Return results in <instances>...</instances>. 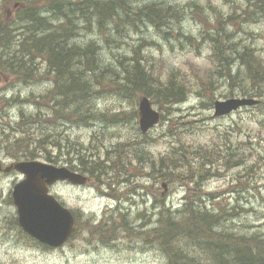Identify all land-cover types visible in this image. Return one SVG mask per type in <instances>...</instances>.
I'll return each mask as SVG.
<instances>
[{
    "label": "trees",
    "instance_id": "trees-1",
    "mask_svg": "<svg viewBox=\"0 0 264 264\" xmlns=\"http://www.w3.org/2000/svg\"><path fill=\"white\" fill-rule=\"evenodd\" d=\"M5 1L9 4L13 1L20 7L12 22L0 20V69L27 84L35 78L51 83L48 92L36 99L30 96L22 99L16 94L0 98V111L4 110L5 120V108L21 107L15 124L6 121L1 125L0 149L7 151L6 156L18 160L37 158L34 146L42 147L43 153L39 156L52 163H58L64 155L66 159L77 156V161L71 157L67 159L69 167L89 173L100 187L106 185L111 190L117 184L128 186L132 182L133 175L128 168L133 161L125 160V153L140 162L149 158L155 179L170 183L177 174L176 177L186 183L190 192L184 197V206L172 209L163 200L158 201V217L150 228H146L147 223L135 225L139 217L131 220L129 214L118 208V221L110 220L108 225H98L97 231L90 230L97 234V239L104 243L122 238L142 241L156 247L166 257V264H264V235L221 228V212L203 204L207 195L203 193V185L212 163L208 161L204 165L210 164L206 170H198L203 167L204 159H210L209 155L201 156L199 148H192L187 143L181 145L180 141L166 156L153 158L128 149L145 143L131 140L90 151L79 142L74 143L69 136L62 135V141L35 128L44 122L54 126L67 125L72 118L90 124L98 116H104L94 111V105L96 97L107 85L124 98L139 99L146 95L168 108L186 102L190 95L186 77L174 69L165 76L156 74L141 51L142 43L131 47L132 53L118 55V62L116 60L113 65L108 64L96 40L84 44L77 41L81 31L85 30L98 33L108 45L118 47L125 43L124 39L131 37L132 31L150 25L167 38L182 36L191 42L194 37L182 32L177 24L183 20L185 9L166 0H42V4H38L41 0ZM192 4L198 11L197 16L208 20L200 6L195 2ZM263 17L264 0H249L242 11L238 10L226 19L217 18L219 26L212 23L213 27L204 30L200 38L211 44L213 71L227 76L240 88L243 96L262 99L264 53L259 54L253 46L241 43L233 27L256 23ZM208 81L201 82L204 91L214 87V83ZM29 102L36 107V112L23 111L22 105ZM165 118L164 114L162 120ZM175 123L170 129L176 128ZM171 133L176 134L175 131ZM49 145L53 151L48 150ZM239 162L242 161L236 164ZM111 172L114 177L105 180ZM208 196L215 197L214 193ZM79 228L77 221L76 234Z\"/></svg>",
    "mask_w": 264,
    "mask_h": 264
},
{
    "label": "rangeland",
    "instance_id": "rangeland-1",
    "mask_svg": "<svg viewBox=\"0 0 264 264\" xmlns=\"http://www.w3.org/2000/svg\"><path fill=\"white\" fill-rule=\"evenodd\" d=\"M166 1L185 9L183 20L176 23L181 26L182 32L194 37L193 41L182 36L167 38L150 25L142 26L139 31H132L131 37L124 39L125 43L118 47L116 44L108 45L98 33L85 30L81 31L77 41L84 44L96 40L108 64L113 65L118 55L131 53V47L142 43L144 48L141 51L145 58L148 57L156 74L165 76L174 69L186 77L184 80L188 81L190 89L186 102L168 108L153 100L154 108L165 114L166 118L144 134L139 124L138 98H124L108 85L104 88L101 86L103 89L95 99L94 111L104 116H98L90 124L72 118L67 125L54 126L44 122L35 128L40 133L54 135L62 141V135L69 136L74 143L79 142L90 151L95 148H111L131 140H142L145 143L128 149L138 150L146 157L153 158L166 156L180 141L181 145L187 143L192 148H199L200 155H209L210 159H204L203 167L198 170L204 171L212 163L203 185V193L207 194L203 204L221 212V228L250 235H264V99L252 96L260 100L258 105L240 108L227 116L215 117V101L244 96L227 76H220L218 71H213L211 44L200 39L204 30L213 27L212 23L219 26L217 18L226 19L234 12L242 11L243 7L248 6L249 0ZM192 2L200 6L208 20L197 16L198 11ZM13 4V1L9 4L0 0V20H4L3 23L12 22L16 18L13 9L18 10L20 6L16 8ZM38 4H42V0ZM6 6H10L9 15L5 14ZM53 19L57 20L55 16ZM233 30L241 43L253 46L259 54L264 53V17L256 23L236 24ZM142 37L148 42L142 41ZM209 79L214 87L204 91L201 82ZM50 88L51 83L48 81L35 78L27 84L0 69V98L16 94L22 99L28 96L36 99ZM22 107L26 113L37 110L32 102ZM19 108L21 109L17 105L5 108L6 120L3 118L4 110L0 111V134L6 121L13 124L18 121ZM174 122L176 128L173 130L170 126ZM171 131L176 134L173 135ZM33 150L37 152L39 160L45 161L39 156L43 153L42 147L34 146ZM48 150L53 151V148L49 145ZM6 155L7 151L1 148L0 157L6 165L20 160ZM65 157L66 155L61 156L55 164L67 166V159L70 157L77 161V156ZM134 157L126 153L124 157L125 160L133 161L128 168L133 175L130 178L132 182L128 186L126 183L121 186L117 184L113 189L114 194L104 190L99 184L96 185L94 180L85 186L60 182L52 187L51 192L74 211L80 222L78 233L60 248L47 247L23 231L17 220L18 211L13 202L12 191L15 183L24 177L17 171L1 173L0 264H166V257L152 245L123 238L104 243L97 239V234L90 231H97L98 225H108L110 220L118 221V208L129 214L131 220L139 217L135 225L147 223L146 228H150L158 217V201L163 200L172 209L184 206V197L190 190L185 182L176 177L177 174L170 183L166 180L159 181L154 177L149 158L146 162H140ZM208 161L210 164L204 166ZM237 161L242 162L236 164ZM113 177L114 173L111 172L105 180ZM209 193H214L215 197H209Z\"/></svg>",
    "mask_w": 264,
    "mask_h": 264
},
{
    "label": "water",
    "instance_id": "water-1",
    "mask_svg": "<svg viewBox=\"0 0 264 264\" xmlns=\"http://www.w3.org/2000/svg\"><path fill=\"white\" fill-rule=\"evenodd\" d=\"M258 102V99L248 97L217 100L214 104V115L224 116L242 106L255 105ZM139 115L143 132L156 125L161 117L147 96L140 98ZM11 169L25 175L23 180L15 184L13 190L20 225L29 235L45 244L52 247L64 245L75 231V217L68 207L50 193V186L59 180L85 184L87 177L66 166H56L38 159L17 161L5 168L6 171ZM2 170L3 162L0 158V172Z\"/></svg>",
    "mask_w": 264,
    "mask_h": 264
},
{
    "label": "bare ground",
    "instance_id": "bare-ground-1",
    "mask_svg": "<svg viewBox=\"0 0 264 264\" xmlns=\"http://www.w3.org/2000/svg\"><path fill=\"white\" fill-rule=\"evenodd\" d=\"M132 53V52H131Z\"/></svg>",
    "mask_w": 264,
    "mask_h": 264
},
{
    "label": "flooded vegetation",
    "instance_id": "flooded-vegetation-1",
    "mask_svg": "<svg viewBox=\"0 0 264 264\" xmlns=\"http://www.w3.org/2000/svg\"><path fill=\"white\" fill-rule=\"evenodd\" d=\"M91 180V179H90Z\"/></svg>",
    "mask_w": 264,
    "mask_h": 264
}]
</instances>
